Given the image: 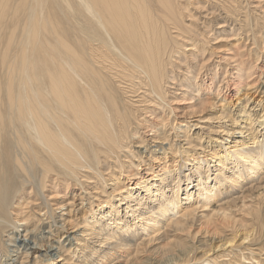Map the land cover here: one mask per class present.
Wrapping results in <instances>:
<instances>
[{
	"label": "bare ground",
	"instance_id": "bare-ground-1",
	"mask_svg": "<svg viewBox=\"0 0 264 264\" xmlns=\"http://www.w3.org/2000/svg\"><path fill=\"white\" fill-rule=\"evenodd\" d=\"M263 41L249 0H0V264H264Z\"/></svg>",
	"mask_w": 264,
	"mask_h": 264
},
{
	"label": "rangeland",
	"instance_id": "rangeland-1",
	"mask_svg": "<svg viewBox=\"0 0 264 264\" xmlns=\"http://www.w3.org/2000/svg\"><path fill=\"white\" fill-rule=\"evenodd\" d=\"M249 2H250V7L255 10L257 17L263 16V14H264V0H249ZM262 21H263V19L260 22H262ZM231 33L233 34V33H237V32H236V30H234V31L231 30ZM231 33H228V34H226L225 32L220 33L219 37L217 39H215L212 43V45L215 47V51H218V49L224 50L222 52L216 53V55L213 56L215 62H217L219 57H220V60H219V66L220 67L225 65L226 63H230V66H231L233 64V62H229V61H231L233 58H235V55H237V53L242 52V50L244 49L243 45L245 44V41H246L245 38L242 37V38L238 39L239 38L238 36L231 35ZM257 34H259L258 36H260V35L263 36V32H261V31ZM222 38L226 39V40H221ZM231 38H234L237 40H230ZM249 43L250 42L247 41L246 45H249ZM232 44H234V47L232 46ZM250 46H251V44L249 45V47ZM261 47H263V49L259 51L260 56H259V59L257 60L256 71L258 70V67L260 66V64L264 61V41L262 42ZM253 48H256L255 45H253ZM222 56L225 58H222ZM245 59H247V58H245ZM221 61H225V62L220 63ZM260 61H262V62L260 63ZM229 72H230V69H229V71H227V73H229ZM255 74H257V73H255ZM261 76L263 77L264 75H261ZM261 81L262 80H259L258 82H261ZM179 110L180 109H177V111H176L178 114L177 116H183L182 115L183 113L179 112ZM203 115H205V113ZM192 118L195 119L197 117H192ZM198 121H199V124L203 123V126L205 127L204 133H203L204 135L206 134V132H208V130H206V129H216L217 127H220V125H221V122H218V121H210V120H206V121L198 120ZM199 197H201V196H199ZM244 201L246 204H249L251 202V198L247 197Z\"/></svg>",
	"mask_w": 264,
	"mask_h": 264
}]
</instances>
